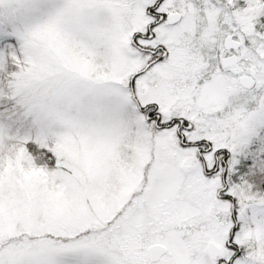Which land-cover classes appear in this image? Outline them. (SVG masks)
Returning a JSON list of instances; mask_svg holds the SVG:
<instances>
[{
  "label": "snow or ice",
  "instance_id": "snow-or-ice-1",
  "mask_svg": "<svg viewBox=\"0 0 264 264\" xmlns=\"http://www.w3.org/2000/svg\"><path fill=\"white\" fill-rule=\"evenodd\" d=\"M0 264H264V0H0Z\"/></svg>",
  "mask_w": 264,
  "mask_h": 264
}]
</instances>
